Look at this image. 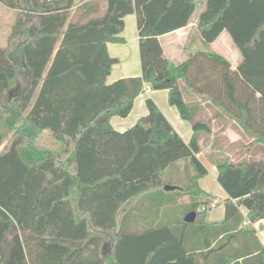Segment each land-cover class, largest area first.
<instances>
[{"label":"trees","instance_id":"trees-1","mask_svg":"<svg viewBox=\"0 0 264 264\" xmlns=\"http://www.w3.org/2000/svg\"><path fill=\"white\" fill-rule=\"evenodd\" d=\"M0 3L23 11L0 46V264H264L253 227L264 218V0H205L207 47L179 63L160 37L187 26L199 0ZM133 13L141 75L107 83L118 59L106 44L124 42ZM223 31L242 56L234 69L209 48ZM146 86L167 90L188 142L150 97L132 126L111 127ZM231 123L246 143L226 141ZM201 155L225 198L199 186ZM172 204L181 217L154 223ZM211 204L223 205L220 221L206 220Z\"/></svg>","mask_w":264,"mask_h":264},{"label":"crops","instance_id":"crops-1","mask_svg":"<svg viewBox=\"0 0 264 264\" xmlns=\"http://www.w3.org/2000/svg\"><path fill=\"white\" fill-rule=\"evenodd\" d=\"M204 2L205 0H199L198 7L199 6L201 7L200 12L204 8ZM193 17L194 15L192 16V19L187 26L176 29L172 32L166 33L160 37L164 55L170 60H172L174 63H179L183 61L189 52L195 51L200 48L202 49L204 46V44L202 43L200 39L199 32L197 30V25H196L197 18L194 19ZM224 32L228 35L226 31L221 32L220 35ZM121 36L124 38V42H121V43L108 42L106 44L108 54L118 59V62L112 65L111 71L106 78L107 83H111L115 81L116 79H119L122 77L141 75L139 49H138V35H137V29H136V17L134 13L128 14L124 17V29L121 32ZM219 36L216 38V40L219 38ZM228 37L230 38L229 35ZM230 41H231V38H230ZM224 43H225L224 45L226 46V53L224 54L219 53V54L225 57L230 62L231 68L234 69L240 63L242 56L240 55L239 51L234 46L232 41L231 43L233 46L227 40H224ZM187 46H188V49H187ZM178 57H181L182 59L180 61H176L174 58H178ZM237 83H240L239 79H237ZM161 91L165 92L164 96L163 94H160V96L157 95V93ZM246 92L247 90L245 89L243 92H240V93L244 95ZM147 97H150L151 99H153V101L156 103L158 108L161 110V112L165 115V117L171 123L173 128L184 139V141L188 142L192 135L191 125L187 120H184L180 117L177 109L174 106L169 105L167 101V90L166 89L152 90L146 86L144 88V91L135 98L133 107L127 116L120 117V116L114 115L110 118L111 127L117 131H124L128 127L132 126L140 116L146 113L147 109H146L144 101ZM255 97L258 98L259 93L256 92ZM217 109L219 110L220 108H217ZM210 113L211 112L208 111V114ZM220 113L221 114L218 113L217 115L224 116L222 112ZM220 125L221 123L215 126V129L220 128L219 127ZM235 126L236 125L234 123H231L230 125L225 127L222 134L225 136L226 141L228 143L240 142V141H243L244 143H246L247 139L246 138L244 139L241 136V134L238 131V128H236ZM208 150H209L208 146H203L201 154L202 155L205 154ZM210 166L213 167L212 172L216 179L217 177L216 167L211 163L206 164L208 172H209L208 167ZM205 176L199 178L198 183H199V186L204 191L210 193L208 189L206 188V186L202 184V180L205 178ZM216 196L225 198L226 193L224 192L223 195H216ZM142 206L140 207V209L149 211L152 208H154L156 205L148 202V203H144ZM176 206L177 205L172 204V205H168L166 207L160 208L158 212V218L154 221V223L161 224V223L170 222L171 219H167L166 217L167 215H170V211L174 209ZM216 208L217 206L213 207L212 209H216ZM240 210L242 211L243 214H246V210L244 207H240ZM223 216H224V207L219 213L214 215V217H207L206 220L207 221H220L223 218ZM125 224L127 223L125 222ZM128 224L130 223L128 222ZM253 227L256 230V234L260 242L264 244V218L254 222Z\"/></svg>","mask_w":264,"mask_h":264},{"label":"rangeland","instance_id":"rangeland-1","mask_svg":"<svg viewBox=\"0 0 264 264\" xmlns=\"http://www.w3.org/2000/svg\"><path fill=\"white\" fill-rule=\"evenodd\" d=\"M200 10H201V7L199 6L197 8L195 14H194V17H193L194 19L197 18V15L200 12ZM22 18H23V11L18 10V9L8 8V7H6L0 3V46H6L7 45V39H8V37L12 31L13 25L15 24V22L22 20ZM224 40H227L232 45L230 38L224 32L219 36V38L215 42L210 43L209 48L215 52L220 53V54L226 53V46L224 45L225 44ZM206 47L207 46L204 45L202 49H204ZM187 49H188V46H187ZM174 59L176 61H180L182 58L178 57V58H174ZM25 74H26V72H24V75ZM24 75H22V80H24V77H25ZM21 87H24V86L21 85ZM160 94H163V96H164L165 92L161 91V92L157 93V95H159V96H160ZM3 145L4 144H2L0 146V149L2 148ZM201 158L203 159L205 164H209V162L205 159L204 156L201 155ZM208 169H209V172L207 173L205 178L202 180V184H204L206 186V188L208 189V191L212 195H215V196L216 195H223L224 190L219 185V183L216 181V179L214 177V174L212 172L213 167L210 166V167H208ZM174 192L176 193V191H174ZM171 194H173V192H171ZM161 198L162 197L160 194H156V196L154 197V199L152 201L155 202L156 204H159L161 201ZM222 208H223V205L220 204L217 206L216 209H211L210 211L207 212V217H214V215L219 213L222 210ZM181 215H182L181 207L176 206L174 209H172L170 211V215H167L166 218L173 220L176 217H181Z\"/></svg>","mask_w":264,"mask_h":264},{"label":"water","instance_id":"water-1","mask_svg":"<svg viewBox=\"0 0 264 264\" xmlns=\"http://www.w3.org/2000/svg\"><path fill=\"white\" fill-rule=\"evenodd\" d=\"M173 188H174L173 186H169V185L164 186V189H166V190L173 189ZM194 217H195V212L190 211L184 216V221L191 222L194 220Z\"/></svg>","mask_w":264,"mask_h":264},{"label":"built area","instance_id":"built-area-1","mask_svg":"<svg viewBox=\"0 0 264 264\" xmlns=\"http://www.w3.org/2000/svg\"><path fill=\"white\" fill-rule=\"evenodd\" d=\"M214 207V204H211V209Z\"/></svg>","mask_w":264,"mask_h":264}]
</instances>
